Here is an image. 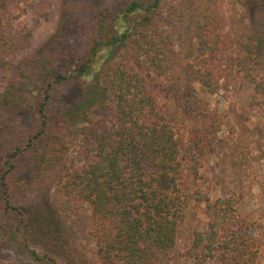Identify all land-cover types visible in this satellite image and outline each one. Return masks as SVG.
<instances>
[{
  "label": "trees",
  "instance_id": "obj_1",
  "mask_svg": "<svg viewBox=\"0 0 264 264\" xmlns=\"http://www.w3.org/2000/svg\"><path fill=\"white\" fill-rule=\"evenodd\" d=\"M27 1L0 0V252L58 264L30 246L25 220L27 199L44 207L56 186L53 243L65 264H264V231L234 193L209 199L200 171L232 132L248 147L241 162L264 160V123L209 108L194 86L225 90L238 74L264 107V2L244 22L224 0H111L32 49L14 29ZM70 82L103 96L67 105ZM227 114L235 124L219 135ZM195 202L204 225L178 249ZM84 206L89 248L66 226Z\"/></svg>",
  "mask_w": 264,
  "mask_h": 264
},
{
  "label": "rangeland",
  "instance_id": "obj_2",
  "mask_svg": "<svg viewBox=\"0 0 264 264\" xmlns=\"http://www.w3.org/2000/svg\"><path fill=\"white\" fill-rule=\"evenodd\" d=\"M111 0H28L24 3V11L14 23L15 31L27 42L32 49H37L50 42L56 33H65L71 24L86 23L87 26L93 16L98 15L102 6ZM258 0H224L223 10L233 12L236 17H242L247 21V14L256 12L259 8ZM264 2V0H262ZM251 5V7H250ZM66 29V31H65ZM197 57L191 58L196 65ZM198 94L203 97L209 108L219 113H228L231 108L237 111H245L248 115L247 123H264V107L259 103H253L252 90L249 85L243 83L238 74H234L228 87L223 90L206 89L194 84ZM2 81L0 78V93ZM103 91L95 84L86 82H70L60 90V98L67 104L81 103L89 105L95 100H100ZM235 124L230 114H227L220 126L219 135H225L228 128ZM231 143L229 147L217 157L206 161L200 171L206 178L205 191L209 199L232 192L239 197L238 209L246 217L253 221V231L261 235L264 231V160L240 161L242 155L247 153V145L238 143V135L235 132L229 134ZM73 151V149H72ZM240 156V157H239ZM61 190L53 186L44 204L39 209H30L29 201L25 202V220L30 219L29 225L34 229L30 246L40 252H45L53 257L58 264H65L59 247L53 242L56 232L54 213L61 199ZM86 207H82L77 215L67 221V225L78 239L91 247L90 238L87 235ZM202 203H192L183 221L176 227V247L181 249L186 244L193 230L201 229L205 222ZM59 239V238H58ZM181 264H190L186 259H180ZM258 263L263 261L258 257ZM0 264H36L27 254L16 253L9 247L0 252Z\"/></svg>",
  "mask_w": 264,
  "mask_h": 264
}]
</instances>
